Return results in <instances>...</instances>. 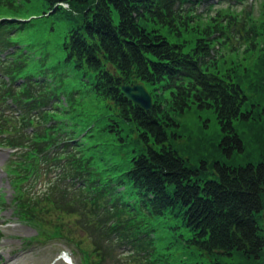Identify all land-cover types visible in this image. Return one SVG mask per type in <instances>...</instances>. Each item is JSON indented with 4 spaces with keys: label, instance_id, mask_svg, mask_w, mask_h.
<instances>
[{
    "label": "trees",
    "instance_id": "obj_1",
    "mask_svg": "<svg viewBox=\"0 0 264 264\" xmlns=\"http://www.w3.org/2000/svg\"><path fill=\"white\" fill-rule=\"evenodd\" d=\"M40 1L46 17L60 11L62 19L77 22L64 36L62 56L56 59L48 48H40L47 43L19 37L33 19H8H21L30 8L22 9L17 0H0V11L7 15L0 19V52L14 47L0 60V104L11 99L21 112L0 114V121L10 118L16 126L7 129L0 122V133L12 132L1 145L19 148L17 156L26 160L34 183L39 174L45 176L35 193L18 189L12 202L20 218L40 227L42 220L56 217L58 236L74 246L80 264H189L168 260L175 241H165L174 230L167 220L182 208L192 236L188 242L200 256L237 251L264 258V230L256 220L264 207V164L217 166L218 177L199 184L198 172L166 145L167 128L175 123L163 105L168 102L179 113L192 105L213 108L231 136L224 143L242 149L233 123L247 119V112H241L247 97L228 61L239 46L255 48L264 28V8L257 15L230 6L198 14L197 8L210 0ZM113 9L119 15L117 25ZM143 20L167 26L178 37H199L187 51L185 41L171 43L158 29L147 31ZM221 47L228 53H221ZM4 76L10 83H22L8 85ZM136 83L152 96L149 111L121 92L122 85ZM165 90L170 94L166 100ZM49 104L50 110H39ZM88 106L99 110L96 119ZM30 127L27 134L24 129ZM128 145L133 154L127 164H116ZM52 172L55 176L48 178ZM170 185L173 195L167 192ZM63 214L76 216L93 251L64 233ZM125 243L132 253L123 256L115 249Z\"/></svg>",
    "mask_w": 264,
    "mask_h": 264
},
{
    "label": "rangeland",
    "instance_id": "obj_2",
    "mask_svg": "<svg viewBox=\"0 0 264 264\" xmlns=\"http://www.w3.org/2000/svg\"><path fill=\"white\" fill-rule=\"evenodd\" d=\"M4 1L7 2L8 0ZM17 1L24 5L22 9L30 8L25 16H21L22 19H28L30 16L29 19L33 18V26L21 32L19 37L25 36L27 43H47V46L42 48H48L53 59L62 56L61 43L64 36L70 29L77 26V22L62 19L65 15L60 11L46 17V14L42 13L40 0H30L31 3L28 2L27 4L25 0ZM263 1L234 0L231 3L228 0H211L207 4L213 5L209 13H213L217 8L230 6L236 8L238 12L245 9L247 13L252 12L257 15L260 8H264ZM207 4H201L198 7L200 11H203ZM4 17L7 15L0 11V19ZM112 18L113 23L117 25L119 15L114 9ZM260 22L264 24V21ZM141 24L147 31L158 29L159 33L171 43L185 41V50L187 51L192 48L194 39L198 36L197 34L185 33L182 37H178L174 33H170L167 26L144 20L141 21ZM15 39L19 38L15 37ZM16 43L20 46L18 42ZM236 46L238 47V44ZM236 49L238 52L228 61V66H234L233 75L236 76L237 83L247 97V101L241 110L242 113L247 112V119L236 120L233 123V132L241 141L242 149L231 144L227 147L224 143V138H231V136L221 128L213 108H200L198 105H192L191 108L179 113L171 111L168 102L164 101L163 104L164 109L175 123V125L167 128L168 141L166 145L174 148L177 154L184 159L186 166L198 172L196 178L199 179L201 185L204 181L218 177L217 166H227V168L234 169L248 165L257 168L259 164H264V28L253 50L244 46H239V49ZM222 52L228 53L221 47ZM261 63H263V70L259 69ZM169 97V90H165L164 99ZM61 101L62 105L66 107L63 97ZM11 109H14L13 104ZM88 111L94 114L93 119L97 118L99 110L95 106H88ZM2 125H5L7 129L16 127L10 118L4 120ZM132 149L133 146L128 145L126 152L118 155L114 162L127 164L133 154L130 153ZM11 154L10 150L0 146V203L2 200L5 202L0 204V264H65L66 262L58 260L62 253L69 254L74 264H80L74 246H69L65 240L58 236L57 227H60L61 224L58 223L56 217L42 220L43 226L39 227L36 224L32 226L27 220L18 218L15 211L12 210L14 206L12 200L17 196L20 185L27 181L26 178L29 175L26 176V172H28L26 160L18 159ZM19 163L23 166L18 165ZM167 192L169 195H173L174 186H168ZM24 194L29 197L27 193ZM40 195L41 193L37 196ZM184 210L178 208L177 212L173 214L175 217L167 220L166 223L169 228H174V230H169L173 234L166 236L165 241L167 239L168 241H175L174 252L168 257V260L174 262L185 260L189 264H208L211 261L217 264H264V258L260 255L258 258L248 257L237 251L230 256L223 254L210 256L203 254L200 256L196 246L188 242L192 236L187 231L189 227L185 225L188 217ZM76 220L74 215L63 214L61 216L64 233L69 238L80 241L85 251H93L88 234L76 225ZM256 220L261 231L264 230V207L261 213L256 214ZM261 234L262 232H259V235ZM115 251L119 253L116 249Z\"/></svg>",
    "mask_w": 264,
    "mask_h": 264
},
{
    "label": "water",
    "instance_id": "obj_3",
    "mask_svg": "<svg viewBox=\"0 0 264 264\" xmlns=\"http://www.w3.org/2000/svg\"><path fill=\"white\" fill-rule=\"evenodd\" d=\"M125 98L148 111L152 107L150 94L141 84L124 85L121 88Z\"/></svg>",
    "mask_w": 264,
    "mask_h": 264
},
{
    "label": "bare ground",
    "instance_id": "obj_4",
    "mask_svg": "<svg viewBox=\"0 0 264 264\" xmlns=\"http://www.w3.org/2000/svg\"><path fill=\"white\" fill-rule=\"evenodd\" d=\"M152 99V98H151ZM152 103H153V100H152ZM64 262H67L65 259L63 260Z\"/></svg>",
    "mask_w": 264,
    "mask_h": 264
}]
</instances>
